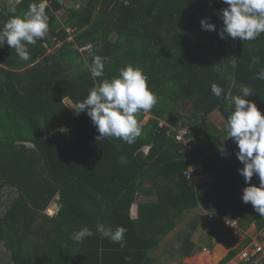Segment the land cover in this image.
<instances>
[{
	"label": "trees",
	"instance_id": "16d2710c",
	"mask_svg": "<svg viewBox=\"0 0 264 264\" xmlns=\"http://www.w3.org/2000/svg\"><path fill=\"white\" fill-rule=\"evenodd\" d=\"M0 2L2 27L39 0ZM47 2L49 29L28 46L29 61L0 47V195L7 197L9 186L16 192L2 203L0 256L10 252L17 264L35 257L43 264H143L183 214L198 205L227 213V196L247 186L225 148L226 129L211 120L219 111L227 121L234 105L215 97L211 85L230 95L250 87L253 95L245 99L264 115V80L256 79L264 69V34L221 39L222 0H85L68 9L59 0ZM205 18L215 31L202 29ZM97 55L110 63L94 81L88 65ZM254 57L259 63L250 67ZM129 64L143 70L157 103L137 116L143 129L133 144L97 141L86 111L77 115L65 99L83 101L96 83L118 77ZM182 126L195 131L192 161L185 142L172 135ZM194 161L198 173L217 169V180L186 179ZM56 196L59 209L49 215L44 210ZM199 218L186 232L184 255L196 250L191 238ZM98 223L113 231L125 227L126 246L97 233ZM84 227L93 235L74 241Z\"/></svg>",
	"mask_w": 264,
	"mask_h": 264
},
{
	"label": "clouds",
	"instance_id": "9594fccd",
	"mask_svg": "<svg viewBox=\"0 0 264 264\" xmlns=\"http://www.w3.org/2000/svg\"><path fill=\"white\" fill-rule=\"evenodd\" d=\"M222 2L227 7L220 11L223 27L218 35L221 39H224L225 34H227L232 39L239 38L241 41H252L264 34V0H222ZM47 7V0H39V3L30 4L22 16H14L4 22L3 26L0 27V47L7 45L15 50L21 60L29 61L28 46L35 45L38 39L44 38L49 29ZM200 23L204 30H216V25L208 22L207 18L202 19ZM107 63H110L108 57L99 55L93 57L91 64L88 65V70L94 81L104 77ZM258 63L259 58L254 57L250 67H254ZM256 79L264 80V69L256 74ZM147 81L148 77L141 68L129 64L119 70L118 77L103 79L96 83L89 90L86 98L74 104L72 108L77 115L86 111L99 133L95 138L97 141L107 137H115L127 144H133L142 135L143 129V125L138 122L137 116L141 111H150L158 99L150 90ZM241 92L242 95L225 94L224 89L219 85L215 83L211 85V93L215 97L221 98L223 95L224 99L230 100L234 105V111L228 117L225 129L227 138H233L236 142L239 149L237 158L244 165L243 168L238 169L247 185L242 192V201L245 204L251 203L254 211L264 217V115L254 102L245 99L253 95L252 89L243 86ZM166 123V119H161L159 122L160 126H164ZM191 129V141L193 142L195 131L192 127ZM193 143L196 147L197 143ZM224 144L226 146L225 142ZM219 150L225 154L223 147ZM191 152L187 153L192 161L194 159H191ZM197 165L199 163L194 161L188 169L190 170L195 166V174L201 176V179L197 181L191 180L194 183L203 181V172H196ZM186 172L185 178L188 179ZM254 174L259 177V186L250 183ZM58 200L59 196H57L56 205L50 204L44 212L49 215L56 213L59 209ZM212 209H206L205 214ZM51 210L54 211L50 212ZM96 232L110 239L113 243H118L121 248L126 246L125 234L127 229L123 226H117L113 231L111 228L105 227L103 223H98ZM91 235H93L92 231L88 227H84L75 232L71 238L80 243L84 238ZM191 240L196 246L195 252L198 251L200 247L196 245L193 238Z\"/></svg>",
	"mask_w": 264,
	"mask_h": 264
},
{
	"label": "crops",
	"instance_id": "0c3cea01",
	"mask_svg": "<svg viewBox=\"0 0 264 264\" xmlns=\"http://www.w3.org/2000/svg\"><path fill=\"white\" fill-rule=\"evenodd\" d=\"M234 145L237 146L236 142ZM218 174L219 171L217 169L203 172V181L215 182ZM243 189V187H239L238 194L227 196V203L231 206V210L229 209L227 213H222L223 216H217L213 219L207 218L205 214L206 209L202 205H198L194 209L187 211L191 212L189 219L187 218V221L182 223L181 226L179 225L180 219H177L176 226L167 233L161 234V241L154 248L157 249V252L148 250L145 254L147 261L143 264H237L240 251L245 246L256 239L264 241V217H261L257 212L253 213L250 208L253 207L251 203L245 204L240 201ZM55 199L51 204L56 205L57 196ZM231 211L232 215H230ZM235 216L240 219L238 235L232 234L224 223V217ZM197 217H200L198 219V228L195 230L192 238L200 249L192 254L184 255L183 249L186 247V232L194 222L191 220ZM0 257L6 258L0 259V264H17L12 259L10 252H4ZM24 264L43 263L42 259L35 257L34 260L25 261ZM61 264H65L64 261Z\"/></svg>",
	"mask_w": 264,
	"mask_h": 264
},
{
	"label": "built area",
	"instance_id": "2783aa9c",
	"mask_svg": "<svg viewBox=\"0 0 264 264\" xmlns=\"http://www.w3.org/2000/svg\"><path fill=\"white\" fill-rule=\"evenodd\" d=\"M91 45H87L84 47H80L81 51L86 49L90 50ZM191 126L189 127H179L175 129V132L172 133L173 137L177 141H184L185 142V149L188 153H190L194 148L195 145L191 141ZM186 176L190 180L197 181L201 179L199 174H195V166H193L190 170L186 172ZM207 218L213 219L217 216H223L221 211L218 208L212 209L211 211L206 212ZM239 217L235 216L232 218L224 217L225 226L232 232L234 235H238L239 233ZM264 264V241L261 240H253L249 245L245 246L239 255V260L237 264Z\"/></svg>",
	"mask_w": 264,
	"mask_h": 264
},
{
	"label": "rangeland",
	"instance_id": "374dc122",
	"mask_svg": "<svg viewBox=\"0 0 264 264\" xmlns=\"http://www.w3.org/2000/svg\"><path fill=\"white\" fill-rule=\"evenodd\" d=\"M18 0H8V3L10 4L11 3H17ZM61 3H63V5L68 9L69 7L72 8H78L82 2H84L85 0H59ZM4 5L2 4V2H0V8H3ZM64 13V10L62 11V14ZM65 15V14H64ZM70 30V29H68ZM72 37H70L71 39ZM51 50H49L50 52ZM65 101L67 102V105L69 106V108L71 110H73V112L75 113L74 109L72 108L74 106V103L70 100V99H65ZM184 113L185 115H187L189 112L184 110ZM148 117V116H147ZM212 123H217L221 128H225V119L223 118V116L219 113V111H216L213 116H212ZM207 141V138L206 137H202V140L201 142H206ZM224 141L226 143V149L228 150L229 152V155H230V158L232 159V161L237 164V166H239V168H243L244 165L243 163H241L238 158H237V152L239 151L238 147L236 145H234L235 141L233 138H227V136L224 138ZM198 144V143H197ZM145 150H148V147L145 149ZM253 180H257L259 181V177L257 175L254 174V179ZM12 187H8L6 188L5 192L7 194V197L5 196H1L0 195V211H4V207L2 206V203L3 201H8L9 203L13 200V197H15L16 195V192L13 190ZM1 194V193H0ZM137 209L134 207L133 208V216H136L137 214ZM251 210L253 211V213H256L254 211L253 208H251ZM54 211V210H53ZM52 210L50 212H53ZM191 214V212H186L185 214L182 215V217L180 218L179 220V225L181 226L182 223L186 222L187 221V218L189 219V215ZM201 216V215H200ZM191 221H195V218H193ZM150 250H153L154 252H157V249H150Z\"/></svg>",
	"mask_w": 264,
	"mask_h": 264
}]
</instances>
